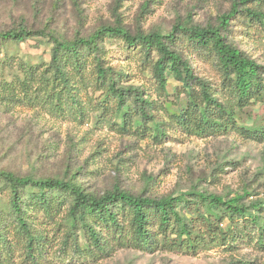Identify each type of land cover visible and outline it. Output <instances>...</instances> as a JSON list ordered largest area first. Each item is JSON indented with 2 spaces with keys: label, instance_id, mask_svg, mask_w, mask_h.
I'll use <instances>...</instances> for the list:
<instances>
[{
  "label": "trees",
  "instance_id": "trees-1",
  "mask_svg": "<svg viewBox=\"0 0 264 264\" xmlns=\"http://www.w3.org/2000/svg\"><path fill=\"white\" fill-rule=\"evenodd\" d=\"M263 8L264 0H235L217 26L178 21L167 34H132L121 24L104 25L73 40L24 27L2 32L0 98L10 104L39 106L61 120L83 122L94 115L97 122L121 134L154 142L166 137L162 124L155 121L157 115L195 135L236 131L250 136V132V137L264 140V127L249 130L236 125L238 111L264 99V67L229 44L223 34L235 16L249 22V29L264 26ZM37 39L45 40L48 61L24 62L7 54L8 45ZM106 40L120 43L130 59H138L139 69L152 82L149 87L155 99L146 88L128 84L127 73L106 63ZM188 51L211 60L224 102L194 75ZM168 78L179 84L173 88L176 101L184 97L176 108L166 107ZM0 184L1 195L7 193L5 200L0 198V264H10L16 248L24 259L37 264L53 239L40 227L47 219L59 217L62 207L65 215L51 226L57 235L65 236L60 250L71 240L74 250L95 255H105L114 246L146 252L160 247L194 254L201 248L225 245L247 229L257 232V245L264 244V214L256 204L243 203L246 193L225 199L190 190L155 199L113 187L94 196L73 180L18 177L4 170H0ZM224 221L225 230L220 228Z\"/></svg>",
  "mask_w": 264,
  "mask_h": 264
},
{
  "label": "rangeland",
  "instance_id": "rangeland-1",
  "mask_svg": "<svg viewBox=\"0 0 264 264\" xmlns=\"http://www.w3.org/2000/svg\"><path fill=\"white\" fill-rule=\"evenodd\" d=\"M235 0H0V33L24 27L29 31L52 32L58 38L86 37L104 25L121 24L130 33L159 31L167 34L178 21L191 20L199 27L217 26ZM264 10V8H263ZM241 16L229 21L223 32L229 44L264 67V26L252 25ZM8 55L24 62L49 60L45 40L7 46ZM106 63L127 73L128 84L149 91V75L140 70L138 59H130L120 43L104 42ZM2 53L5 50L1 51ZM194 75L218 94L219 76L211 60L188 51ZM1 58V56H0ZM138 58V56H136ZM5 74H8L6 72ZM10 80V76H7ZM172 78L166 81V107L176 108ZM236 125L253 130L264 127V99L238 111ZM166 137L154 142L121 134L90 115L83 122L57 119L39 106L10 104L0 98V170L18 177L73 180L85 193L101 196L113 187L132 195L151 198L204 191L225 199L246 193L243 203L256 204L264 214V140L231 131L200 136L184 131L157 115ZM0 187L2 185L0 184ZM0 198L5 200L7 193ZM47 219L40 227L53 238L37 264H264V244L257 245L256 231L247 229L233 241L196 253L158 247L152 252L114 246L105 255L74 250L69 240L52 226L66 213ZM241 225V222H238ZM235 225V224H234ZM227 221L220 228L225 230ZM248 228V227H247ZM10 241L15 243L13 236ZM10 264H31L18 248Z\"/></svg>",
  "mask_w": 264,
  "mask_h": 264
}]
</instances>
